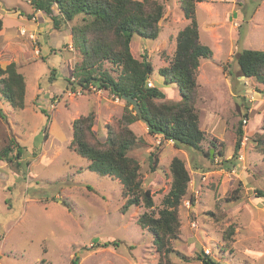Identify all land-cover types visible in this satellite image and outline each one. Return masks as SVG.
Instances as JSON below:
<instances>
[{
	"label": "rangeland",
	"instance_id": "1",
	"mask_svg": "<svg viewBox=\"0 0 264 264\" xmlns=\"http://www.w3.org/2000/svg\"><path fill=\"white\" fill-rule=\"evenodd\" d=\"M158 1L164 5L158 36L150 40L135 35V42L131 43L132 52L140 58L145 56L154 67L149 74L152 87L160 78L156 69L161 64L160 59H170L175 49L176 32L185 26L180 0ZM241 1L242 8L238 14L242 28L238 35V48L264 50V16L262 25L259 22L256 31L251 29L256 6L262 3L264 10V4L262 0ZM228 2L231 5L233 0ZM230 5L224 6L229 13L232 12ZM29 10L28 0H0V18L4 23L0 29V64L11 60L18 62V69L26 82L22 109L12 108L0 97V264H158L152 233L137 223L144 208L130 206L122 212L120 207L125 198L118 179L87 169V160L69 148L73 119L93 112L100 124V128L93 125L94 135L104 141L106 123L121 117L126 102L108 90L81 88L76 80L70 78L67 82L64 75L67 68L60 65L59 54L54 56L52 53L43 58L44 52L40 50L38 41L30 38L31 29L27 24H19L18 17L30 16ZM194 17L199 23L200 40L210 46L211 42L207 43L203 33L208 16L198 9ZM21 27L30 29L28 34L22 35L19 32ZM136 40L140 42L136 43ZM76 51L75 67L79 72L81 54ZM232 66V61L223 66L226 73H231L228 76L230 80L233 77ZM203 67H206V72L200 81L204 87L202 97L207 102L200 106L199 115L202 120L206 108L214 107L228 119L223 147L225 152H229L234 148L236 137L230 126L232 121H236L232 114L239 116L232 100L245 103V106L249 88L243 85L241 78L237 86L239 96L232 97L223 80L222 69L215 64ZM101 68L109 69L114 77L120 72L118 66L112 67L105 61ZM245 79L252 82L249 77ZM230 89L233 92V84ZM127 108L132 109V105H127ZM253 124L255 120L251 118L250 125ZM134 129L141 141L128 154L139 161L142 185L151 188L153 210L156 211L162 206L161 200L169 189V173L158 182L151 181L148 174L159 175L162 170L169 172L168 163L173 155L188 161L187 167L190 168L196 161V151L183 156L172 147L149 148V145L162 142L152 139L145 125ZM13 144L22 147L20 158L15 157L16 146ZM6 146L13 148L9 159L3 151ZM163 149L165 152L159 156V150ZM196 155L200 157L199 152ZM257 156L261 161L259 153ZM155 159L158 163L150 170V163ZM231 169V174L237 173L235 168ZM237 182L235 189L228 192L227 202L235 200L240 190L249 187V182ZM257 190L264 192V187L249 188V198L257 194ZM249 198L241 205L238 203L239 212L228 215V220L219 213L222 199L216 200L214 195L208 196L209 202L203 201L197 215L193 211L187 212L181 200L178 207L180 233L178 239L170 242L175 250L169 255L170 264H202L197 255L201 258L208 256L217 264H264V222L262 214L252 209L255 207L253 197ZM258 200L261 201L259 205H264V195ZM198 209L196 206L194 211ZM192 221L196 226L191 225ZM187 228L196 234H186ZM109 239H114L115 243L104 247L103 243ZM203 248H209L210 254L205 255Z\"/></svg>",
	"mask_w": 264,
	"mask_h": 264
},
{
	"label": "trees",
	"instance_id": "2",
	"mask_svg": "<svg viewBox=\"0 0 264 264\" xmlns=\"http://www.w3.org/2000/svg\"><path fill=\"white\" fill-rule=\"evenodd\" d=\"M197 1L180 0L182 15L188 23L176 33V46L168 65L158 69L166 83H175L180 91L179 101L156 100L164 98L157 87H148L147 79L152 72V64L145 58H135L130 50L134 34L148 39H156L159 34V21L164 14V5L158 0H28L34 11H41L59 29L69 23L73 45L81 54L79 72L75 67L72 76L77 86L87 88L90 84L110 91L121 97L134 93L140 112L128 109L126 102L120 118L106 123L107 135L104 141L98 140L92 129L94 114L79 115L72 120V138L69 148L87 160L86 168L100 175H109L121 183V194L125 198L120 209L126 212L130 206H141L144 210L138 215L137 223L153 235V244L158 253V264H170L169 255L175 250L170 242L178 239L180 219L178 207L186 195L190 180L185 160L173 156L168 163L170 174L169 189L161 200V207L153 210L151 190L142 185L141 167L137 158L128 151L141 140L130 128L136 120L142 121L150 134H161L171 139L176 148L187 151H202L210 158L209 151L203 152L202 142L206 134L199 128L198 113L195 107L198 98L199 82L197 68L200 58L209 57L211 49L200 40L199 24L194 17ZM55 9L57 12H55ZM31 17L28 16V18ZM3 20L0 18V29ZM236 60L240 72L264 82V50L244 48ZM104 61L120 68L117 77L101 68ZM74 87V85H73ZM26 82L14 61L5 67L0 65V97L14 109L25 105ZM245 114V113H244ZM243 113L241 114V116ZM241 118L235 129L234 154L240 147L243 137ZM254 149L264 159V120L261 131L253 135ZM215 146L213 140H209ZM16 146V158L22 155V147ZM12 146H6L8 157ZM214 157V154H213ZM212 157V159H213ZM9 159V157H8ZM210 158V160H212ZM150 163V170L157 165ZM259 195H262L260 192ZM114 239L103 243L104 247L114 244ZM202 264H217L208 256L197 255Z\"/></svg>",
	"mask_w": 264,
	"mask_h": 264
},
{
	"label": "crops",
	"instance_id": "3",
	"mask_svg": "<svg viewBox=\"0 0 264 264\" xmlns=\"http://www.w3.org/2000/svg\"><path fill=\"white\" fill-rule=\"evenodd\" d=\"M237 2L233 0L232 4L230 5L228 0H201V1H197L196 3L197 4L196 10L202 9L205 12V14L208 16L207 19L205 18L203 33L204 36L207 38V43L211 42L210 46L207 45L211 49V54L209 58H200L199 66L197 68V80L200 86L198 90V98L196 100L195 107L198 113L199 128L205 132L207 137V140H204L202 142L203 152L205 150H208L210 153V149H212L214 157L212 156L213 157L212 159V157L209 156L212 159L210 160V158L207 159L205 155L201 153L202 151H196L200 153L199 158L197 157L196 152L194 154L196 156V161L198 163L195 161L193 166L191 167L189 166L190 168L187 167L190 174V180L188 182L186 196L187 195L191 196V191L193 188H196L197 186L201 187L200 195L197 197L195 203H193L191 208L187 210V212L193 211L195 215H197L200 212L201 207L203 206V201L209 202L208 196L214 195L215 198H217L216 200L222 199V205H220L221 209L219 213L224 215V219L227 218V220H228V215L230 214L236 215L235 213L239 212L238 209L240 208L242 202H244L247 197L249 198V195L247 194L249 188L264 187V171H263L264 159L262 158V155L254 149V144L251 139V136L253 134L261 131V125L264 120V82L257 81L253 77H249L253 83L251 81L248 82L250 83L251 88L256 91L255 100H253L252 102L246 100L247 102L245 106H244L245 103H236L234 99L232 100L235 112L239 114V116L234 115V113L232 114L233 118L236 117V121L235 122L232 121L231 123L232 125H230L231 128L234 130V132L236 129V125H238L240 122L239 119L241 117V114L246 113L248 116L247 123L244 126H242L243 136L246 138V140L244 142V145L242 147L241 146L239 147L235 155H233L234 148L232 149V151L225 152L223 147L224 146L223 134L228 128L229 125L228 119L224 118L214 107L206 108V111L203 112L202 120L199 115L200 106L202 107V105H206L207 102V99L202 97V90L204 87L202 82L200 81L202 80L201 78L203 77V75L205 76V72H206V67L203 66H206L208 64L209 65L215 64L222 69V75H224L223 80L225 81L227 90L229 91V94L232 97L239 96V94L237 93L238 91L237 86L241 82L240 81L241 78L243 80H246L245 78H247L240 72V68L236 60V55L241 50L238 48L237 41H238V35L240 33V28H242L241 19L238 14L242 8L241 7L242 1L237 0ZM262 2L264 4V0H262ZM221 3H223L224 5H221ZM260 4L262 3H259L256 6L252 18V22L254 25L251 27V29H253L254 31H256L257 23L260 22L262 25V16H264V10L261 8ZM228 5H230V8L232 10V12L230 13L225 11L224 6H228ZM55 12H57L56 9ZM28 13L31 14V17L29 18L23 17L21 15H20L21 17H18V20L21 22L19 24L20 25L27 24L28 27L31 29V30L28 29V31L30 30V34H32L34 37V39L32 40L38 41L40 50L44 52L43 58H45L48 55H51L52 53L54 54V56H56L57 53L59 54L60 65L63 64L65 65V68H67V71L65 72L64 75L66 76V81L68 82L69 78L71 79L75 66L77 65V51L73 45L70 24L69 23L62 24L59 29H55L52 26L51 19L39 10L34 11L31 5ZM183 21L186 25L189 20L184 17ZM3 27H4V23H3ZM11 28H13L12 25ZM199 33H200V29H199ZM135 35L139 38L144 39V37L134 34L131 43L135 42L134 40ZM139 42H140L139 40H136V43ZM131 43H130V50L132 52ZM175 46H176V39H175ZM132 54L135 58L139 60L142 59L136 55L137 53L132 52ZM31 56L33 58L35 57L34 54H31ZM160 60H161V64L158 67H156L157 72L159 68L167 66L169 62V60H166L164 58ZM11 61H7L5 62L4 65L2 64L0 65L2 67H5ZM231 61L233 65L232 66L233 77L230 80L228 76L230 77L231 73L230 75L226 73V70H224L223 66L224 64L227 65ZM15 63L19 67L18 62ZM105 63H108L112 67H115L112 63L108 61H105ZM106 70L111 74L109 69ZM149 77L147 80H150ZM159 77L160 78L155 82L156 86L153 87L159 88L163 92L164 98L156 99V100L179 101L181 99V95L178 86L175 83H166L161 75ZM235 83L237 84L236 86L234 85ZM232 84L234 89L233 92L230 89V86ZM64 90L66 89L64 88ZM221 100H223V98H221ZM246 108H248V112H246ZM251 118L255 120V124L253 125H250ZM94 124L96 127L100 126L95 116H94ZM144 125L145 124L142 121L136 120L132 122L129 126L137 134V136H139V133L135 131L134 127L138 128ZM151 136L152 139L156 140L157 137H160L161 135L151 134ZM209 140H213L215 146L214 145L211 146ZM234 146H235V139H234ZM148 147L154 149L156 148L160 149L161 147H165V148L169 147V149L174 148L183 156L186 155L187 153L189 154L193 152V151H187L183 148H176L173 142H169L164 138L162 139L161 144L159 145L152 144L149 145ZM164 149L159 150L158 153L159 156L165 152ZM238 153H243V159L238 158ZM258 153L261 156V161L258 160V156H257ZM148 154H150V152ZM173 156H178V155H173ZM185 162L186 164L188 163V161ZM231 168H235L237 170V173L231 174L232 171ZM168 173L169 172H167L166 170H162V173H160L159 175L154 174L152 172H150V174L148 175L151 181L153 179L154 181L158 182L159 180L163 179V177H166ZM202 174L206 175V178L204 180H201ZM168 176H169L168 179L170 181V174ZM239 180H242L244 183L249 182V187H245L244 189L240 190V194H237L238 196L235 200H231L230 202H227L225 198H227L228 192L229 191L232 192L233 189H235V186L237 185L236 182ZM149 189L151 190V188ZM260 192H262V195H259ZM256 193L257 194L255 195L254 194L251 195L255 203V207H252V209L262 214L261 220L264 222V205L262 206L259 205L261 201L258 200L259 197L261 198L264 195V192L261 190H257ZM201 195H204V198H201ZM238 203H240V205ZM257 204L260 207L257 206ZM196 206H199V209L198 211L195 212L194 209ZM254 215H252V217ZM186 221H182V222H184V224L187 225ZM187 229L188 230L186 234L191 235L192 231H190L189 228ZM195 234L196 232L192 233V236H194Z\"/></svg>",
	"mask_w": 264,
	"mask_h": 264
},
{
	"label": "built area",
	"instance_id": "4",
	"mask_svg": "<svg viewBox=\"0 0 264 264\" xmlns=\"http://www.w3.org/2000/svg\"><path fill=\"white\" fill-rule=\"evenodd\" d=\"M19 32L22 35L28 34V30H27L26 27L19 28ZM29 35H30V38L34 39L33 35H31V34H29ZM71 79L74 80V77L71 76ZM146 84H147L148 87H152V82L151 81L147 80V83ZM244 85L250 89L249 92L246 93V95L248 97V101L249 102H252L253 100H255V92L256 91L251 88L250 83L248 82V80H244ZM88 87L90 89H92V90H95V91L96 90L97 91H101V89H103V88H99V87H97L95 85H92V84H90ZM78 92H80V90H78ZM246 112H248V108H246ZM247 121H248V116L245 113V114H243L241 116V123L243 124L242 126H244L247 123ZM162 139H163L162 136L157 137V142L158 143L159 142H162ZM166 140H168L169 142H173L171 139H166ZM245 140H246V138L243 136L242 139H241V141H240V146L241 147L244 145ZM238 158L239 159H243V153H238ZM205 178H206V175L205 174H202L201 179L204 180ZM199 194H200V186H197L196 188H193L192 191H191V196H188V195L186 196L185 195L184 198L182 199L183 206L185 208H187V210H189V208L193 205V201H195L197 199V197L199 196ZM191 225L192 226H196V222L195 221H192L191 222ZM203 250H204L205 255H209L210 254V249L209 248H203Z\"/></svg>",
	"mask_w": 264,
	"mask_h": 264
},
{
	"label": "water",
	"instance_id": "5",
	"mask_svg": "<svg viewBox=\"0 0 264 264\" xmlns=\"http://www.w3.org/2000/svg\"><path fill=\"white\" fill-rule=\"evenodd\" d=\"M121 98L125 102H129L132 105V109L134 110L135 113H139L140 112L138 100L136 99L134 93L122 94ZM210 156L211 157L213 156V150L212 149H210Z\"/></svg>",
	"mask_w": 264,
	"mask_h": 264
}]
</instances>
